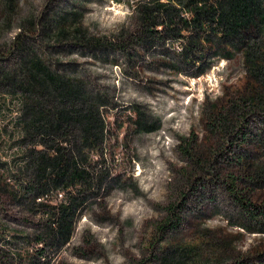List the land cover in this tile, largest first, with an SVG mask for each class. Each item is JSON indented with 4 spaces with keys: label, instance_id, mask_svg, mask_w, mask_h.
<instances>
[{
    "label": "rangeland",
    "instance_id": "1",
    "mask_svg": "<svg viewBox=\"0 0 264 264\" xmlns=\"http://www.w3.org/2000/svg\"><path fill=\"white\" fill-rule=\"evenodd\" d=\"M149 2L0 0V264H264V103L249 101L244 46L215 23L190 54L164 33L149 40ZM34 61L46 91L30 83ZM46 73L85 101H61ZM91 105L94 146L82 121L49 139L28 130ZM212 111L229 128L211 130ZM73 161L88 186L71 185ZM225 246L235 253L216 263Z\"/></svg>",
    "mask_w": 264,
    "mask_h": 264
},
{
    "label": "trees",
    "instance_id": "2",
    "mask_svg": "<svg viewBox=\"0 0 264 264\" xmlns=\"http://www.w3.org/2000/svg\"><path fill=\"white\" fill-rule=\"evenodd\" d=\"M178 3L189 10L188 17L182 16L178 9ZM141 11V21L149 40L156 39L161 36V33H164L167 35V40L181 42L183 50L187 54L195 52L200 47V34L205 31L207 24L215 23L225 29L227 36H234L244 46L245 63L251 69L252 76L258 82L248 96L250 103L253 106L264 103V46L256 41L257 36L264 34V0H216L215 4L209 0L204 2L201 0H150L149 3L141 5ZM158 27H162L161 31ZM247 38H253L254 41L248 42L246 41ZM32 68L34 71H29V79L32 80L30 83L34 86L38 85L46 91L45 87H41L43 82L37 79V73L45 72L44 68L38 61L32 63ZM45 75L55 84L61 101H71L73 99L85 101L78 89L71 88L68 84L55 79L47 73ZM26 91L32 92L29 88H26ZM234 106L239 105L236 103ZM93 108L94 106L91 105L89 113L83 116L79 109L64 110L61 108L59 111V123L52 125L39 116L28 123V130L40 133L45 139H49L52 132L62 131V120L64 122L82 121L85 123L84 131L87 134V143L90 146H94L100 141L102 131L96 120L94 121ZM71 111H74L73 115H71ZM226 118V114L212 111L208 115L207 123L211 126V130L217 129V126L229 128ZM63 156L59 154L57 161L52 163L53 167L59 170L56 182H60L67 177L68 167L62 163ZM41 159L43 163L51 164L46 156L41 155ZM76 163V161H73L71 174L68 176L71 185L82 184L83 186H88L90 183L87 179L86 171L83 168H79ZM40 170H43V168H40ZM263 171L264 169H260L255 175L259 174L261 176ZM40 173H42L41 176H44L42 171ZM77 200L78 197H73L71 205L61 207L63 222L59 227L58 234L63 237L69 234V227L65 223L74 215L75 208L79 204ZM222 253L216 263L223 262L225 260L223 258L224 255L231 257L235 253V249L225 246Z\"/></svg>",
    "mask_w": 264,
    "mask_h": 264
}]
</instances>
